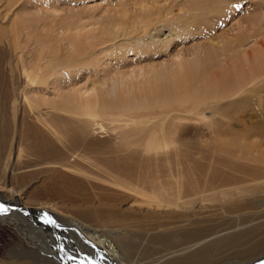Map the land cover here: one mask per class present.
I'll list each match as a JSON object with an SVG mask.
<instances>
[{
    "label": "bare ground",
    "instance_id": "1",
    "mask_svg": "<svg viewBox=\"0 0 264 264\" xmlns=\"http://www.w3.org/2000/svg\"><path fill=\"white\" fill-rule=\"evenodd\" d=\"M100 1L59 18L56 52L55 30H45L43 65L8 64L3 157L16 148L2 166L0 223L32 245L20 247L29 258L0 264H122V250L136 253L127 264H264V211L254 212L264 202V80L229 103L214 101L234 98V82L203 92L237 75L232 57L253 73L261 29L248 41L223 25L191 27L223 0ZM165 1L179 4L182 21L163 23ZM34 24L13 29L11 51L36 40L25 33ZM192 41L203 42L182 49ZM200 52L225 72L204 68ZM256 96L262 118L247 140H230L233 112ZM217 136L230 141L218 148Z\"/></svg>",
    "mask_w": 264,
    "mask_h": 264
},
{
    "label": "rangeland",
    "instance_id": "2",
    "mask_svg": "<svg viewBox=\"0 0 264 264\" xmlns=\"http://www.w3.org/2000/svg\"><path fill=\"white\" fill-rule=\"evenodd\" d=\"M228 2V4H224L223 2L220 4L219 12L222 10L221 13H217L215 15H208L203 14L201 15L195 23L191 25V27L197 28L198 31H212L216 32L220 28V26H224L223 29H231L233 30L232 33H229L230 36L232 34H238L243 36V40H252L249 39L250 34L253 31H258L261 29L257 34L264 40V0H232ZM169 4L171 9V14L165 18H162L163 23H177L182 21V12L180 11L179 4L171 3L169 1L159 3L160 6ZM204 5H208L209 2L205 0L203 2ZM105 3H101L100 0H0V121L1 122H9L10 115L4 100L1 98H5L4 92L6 89L9 88L10 85V73H9V66L10 62L19 69L22 65H43L49 56L51 55V50L46 47V42L48 39H45V30L48 29L50 26L55 33L52 35L51 43L49 44L50 47L53 48L54 52H56V48L53 46V38L57 35V23L59 22L60 17L69 16L73 12L80 11L82 13L88 12V10L93 9L96 6H105ZM156 17V16H154ZM224 20L223 22L220 21ZM37 21V22H36ZM21 23L31 24L35 23L34 25L27 26L25 33L26 35L34 36L36 38L35 41H29L26 44L25 49L20 51H11L8 46V42L10 40L11 33L13 29L19 26ZM224 23V24H222ZM37 26V29L33 27ZM200 28V27H202ZM194 33H197L196 29ZM194 40H197L196 37H191ZM190 39V40H192ZM23 40L22 43H25L26 38L23 37L19 39ZM188 40V41H190ZM203 42V41H201ZM200 41H192L184 45L182 49H190L193 48L201 43ZM245 44L246 42H237V45ZM192 45V47H191ZM235 43H232L230 48L232 49ZM190 47V48H189ZM261 51H258V55L264 56V46L260 48ZM196 51H194V54ZM188 59H192L193 56H186ZM197 58L199 61L202 62L204 68L213 69L219 75L224 73L221 68H214L213 62L205 57L201 52L197 54ZM233 65L236 68L237 75L233 76L228 80H220V84L215 82L214 85L207 90H204V94L211 93L215 91L219 86H223V84L227 81L234 82L236 87L234 89V93L236 94L234 98L231 99H218L214 102L218 103H229L235 101L238 96L249 92L252 86H255L258 82L264 80V57L260 58L252 67V72L249 73L248 69H244L242 65L241 58L232 57ZM157 60H165L164 57H159ZM263 62L262 66L258 64ZM244 72V73H243ZM204 80L207 81L206 76H202ZM197 79V83H198ZM191 82V81H190ZM189 82V85H190ZM200 86V84L198 83ZM261 96H256L254 99L253 104L246 107L242 111H234V115L237 117V121L234 122L231 126L228 127V132L233 134L230 140L235 141H244L246 139L247 127L250 125L255 124L258 122L262 117L256 115V111L259 109L261 104ZM258 108V109H255ZM47 111L46 108H39L37 114L43 115ZM9 117H8V116ZM188 127L190 129L194 128L193 120H189L187 122ZM19 128V126H18ZM213 131L214 129L211 128ZM207 130L204 131L206 133ZM224 136H217L214 139L215 144L218 148L221 146L222 143L227 144L229 141ZM206 144L210 142L208 136L204 138ZM258 142L259 140H251ZM10 138L6 142L0 143V178L3 177V165L13 164L14 160V153H15V146L11 150V154L9 159L4 162L6 159L3 157V154L10 146ZM264 151V148H262ZM264 154V152H263ZM4 162V163H3ZM5 174V173H4ZM4 178L7 179V176L4 175ZM38 186L37 185H34ZM11 188V185H9ZM258 209H255L254 212H261L264 211V202L260 204ZM263 208V210H262ZM257 210V211H256ZM241 215L240 217H245L246 214H236ZM234 215V216H236ZM239 217V216H238ZM60 222L61 220L57 218ZM20 232L16 230L12 225H6L0 223V258L4 260H8V255L11 253L17 254L16 256L21 257H28L29 255L23 251L20 247H24L25 249H29V246L32 245L30 240L22 241L21 243ZM29 244V245H28ZM21 245V246H20ZM17 250V251H16ZM20 251V253L18 252ZM122 250V249H121ZM120 251V250H119ZM123 251V252H122ZM118 254L119 261L124 264H127L126 260H129L130 257H134L136 254L135 252L132 254L129 251L122 250ZM128 252V253H127ZM19 253V255H18ZM125 253V254H124ZM124 254V255H123ZM130 254V256H129ZM31 257V256H30ZM29 258V257H28ZM27 259V258H26ZM236 260V258L234 259ZM242 261V260H240ZM243 263V262H242Z\"/></svg>",
    "mask_w": 264,
    "mask_h": 264
},
{
    "label": "snow or ice",
    "instance_id": "3",
    "mask_svg": "<svg viewBox=\"0 0 264 264\" xmlns=\"http://www.w3.org/2000/svg\"><path fill=\"white\" fill-rule=\"evenodd\" d=\"M3 209H0V211H2Z\"/></svg>",
    "mask_w": 264,
    "mask_h": 264
}]
</instances>
